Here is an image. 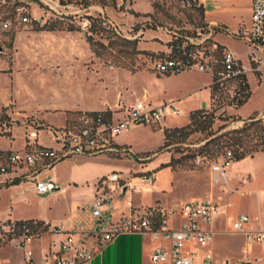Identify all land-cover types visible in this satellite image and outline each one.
Here are the masks:
<instances>
[{
    "label": "rangeland",
    "instance_id": "obj_1",
    "mask_svg": "<svg viewBox=\"0 0 264 264\" xmlns=\"http://www.w3.org/2000/svg\"><path fill=\"white\" fill-rule=\"evenodd\" d=\"M27 2L31 18L27 25L18 23L12 7L0 9V17L12 23L10 31L0 29V152H19L28 143L57 147L49 128H66L67 119L76 114L72 110L78 108L98 110L106 103L115 104L114 121L124 120L125 110L137 102L151 109L173 104L178 113L169 108L159 125L134 128L115 139L137 158L68 157L42 171L38 180L52 182L58 188L54 193L42 195L33 180L0 174V221H41L66 229L79 224L96 227L92 205L100 195L101 180L116 181L119 175L138 184L140 175L154 174V193H136L135 204L150 201L147 205L154 206L160 200L158 204L166 209H176L192 198L208 200L213 194L212 199L225 204L230 215L246 214L256 229H264V153L232 162L228 182L212 187L208 172L211 165L225 163L226 149L214 148L216 156L206 155L209 162L198 167L195 160L204 156L199 154L206 142L204 134L178 135L165 147L166 130L188 127L190 114L198 110L216 116L213 129L224 126L218 135L242 128L251 118L264 125V52L252 50L236 36L250 28L249 0H208L204 5L208 19L223 21L214 24L217 30L208 42L200 36L207 29L205 20L199 12L185 11L181 0ZM86 18L91 24V18H98L102 28L83 31L80 22ZM176 40L179 48L191 49L195 62L216 65L224 53L231 54L246 70L251 98L236 107L237 84L230 82L212 99L214 76L200 72L199 63L193 70L157 74L155 65L168 59ZM4 163L0 156V166ZM118 196L119 191L110 194V203ZM109 214L104 208L101 231L108 229L104 223ZM60 238L45 236L42 245L47 248ZM218 241V253L224 258L218 263L214 259V264H264L261 245L244 247L242 239L231 236ZM21 258L18 248L0 249L3 264H18Z\"/></svg>",
    "mask_w": 264,
    "mask_h": 264
},
{
    "label": "built area",
    "instance_id": "obj_2",
    "mask_svg": "<svg viewBox=\"0 0 264 264\" xmlns=\"http://www.w3.org/2000/svg\"><path fill=\"white\" fill-rule=\"evenodd\" d=\"M207 2L208 0H181V7L185 11L195 12L198 8H204ZM10 7L20 25L31 22L27 0H0V9ZM91 25L89 18L80 22V28L85 32L91 29ZM0 29L10 31L11 21L0 17ZM213 34V27L208 25L206 32L200 33V36L203 40H208ZM236 36L243 38L252 50L264 52V0H252L250 28L238 31ZM179 49L187 58L158 62L155 65L157 74L171 75L193 70L195 64L199 63L198 70L203 73L211 72L216 83L221 86L246 74L245 68L231 54H223L222 67L216 72L210 61L195 62L196 58H193L191 49ZM169 108L174 110V105L151 109L142 102H137L125 110V119L118 121L113 120L114 112L108 115L80 112L66 123V128H49L57 147L28 143L22 151L7 154L5 163L0 166V174L6 177L11 174L16 177L20 175L22 179L33 180L36 191L42 195L54 193L58 188L52 182L38 180L42 171L54 167L68 157L92 159L109 154L125 160L137 158L130 148L121 147L115 139L134 128L159 125ZM177 113L174 110V115ZM239 127L241 126L234 129ZM224 156L223 165H211L210 169L227 182L228 169L234 162V156L231 151H226ZM195 162L198 167H202L209 162V158L206 155L197 156ZM116 177V181L104 178L99 182L101 194L92 206V215L97 224L91 234H77L64 226L52 227L44 222L41 224L40 221H0V248L20 249L23 252L21 264H92L95 255L117 236L139 233L151 236L156 243L151 256L153 264H214L215 258L211 250L216 235L214 226L217 218L227 215V210L212 200L193 199L176 209L153 206L142 213L132 212L106 231H101L102 212L112 199L110 194L119 191L121 196L154 191V174L140 175L138 184H134L132 179L124 180L119 175ZM249 223L248 216H238L232 220L230 233L242 235L247 244L264 247V230H250ZM48 235L61 238L58 242H51L47 249L41 247L40 256L37 258L33 246L37 242L42 245L44 237ZM89 238L96 241L95 248L88 245ZM0 264L3 261L0 260Z\"/></svg>",
    "mask_w": 264,
    "mask_h": 264
},
{
    "label": "crops",
    "instance_id": "obj_3",
    "mask_svg": "<svg viewBox=\"0 0 264 264\" xmlns=\"http://www.w3.org/2000/svg\"><path fill=\"white\" fill-rule=\"evenodd\" d=\"M249 2H250L249 11H250V18H251L252 0H249ZM209 16H210V13L207 12V15L205 14V19H204L207 26L209 25L213 28H217L216 25L214 24H223V21L208 19ZM120 105H121V102L119 101V107ZM115 109H116L115 104L106 103L103 109L95 110V109L78 108L72 111H75L76 113L90 111V112L104 113L108 115L111 112H113ZM68 120L69 119H67V122ZM208 173H209V178H211L210 180H211L212 187H220L226 183L219 174L213 173L211 170H209ZM228 180H229V177L227 175V182ZM158 190L160 189L158 188ZM154 191H155V186H154ZM99 193L101 194L100 190H99ZM135 194L136 193L125 194L121 196L119 195L114 202L112 203L109 202L107 204L106 207L110 214H109L108 222L104 223V226H106V229L109 228L110 225L116 222H119L123 217L128 216L132 212L142 213L146 208L153 206V205H147V204H150V201L148 203H145L144 205L140 200H136L137 203L135 204L133 201ZM144 194L147 195L149 193H144ZM209 196L211 198L208 200H212L218 203L219 205H221L227 210V215L217 218L215 222V226H214L216 235H215L214 242L211 246V250L213 252L215 261L218 263L220 260H222V258H224L223 255H220L221 253L220 254L218 253L220 251L219 249L220 246H219V241H218L219 237L231 236L233 238H240L242 239V241H244V244H245L244 247L250 248L253 246H257L255 244H247V242L245 241V238L242 235L230 233L232 220H234L240 215H246V214H236L232 216L229 214L228 207L225 204H222L219 201L213 200L212 199V197H214L213 194H209ZM127 198L128 200H126ZM193 199H198V198H192L191 200ZM158 202H160V200L157 201V204ZM159 206L164 207L162 205H159ZM249 219H250V223H249L250 230H253V231L264 230V229H256L252 224V219L250 217ZM68 230H71L72 232L77 233V234L88 235L94 232L95 227L92 225L89 226L87 224H79V226H77L76 228L74 226H71ZM87 243L92 248L96 247V241L93 238H89L87 240ZM155 246H156V243L154 242L151 236L142 235L139 233L121 234L117 236L111 243H109L101 252L95 255L92 261V264H153L151 260V256H152ZM41 247L47 249L46 247L41 245L39 242L35 243L33 246V249L35 250V254L37 258L40 256ZM0 249H4V248H0ZM247 253H249V249ZM22 262H23V252H22L21 262H19L18 264H21Z\"/></svg>",
    "mask_w": 264,
    "mask_h": 264
},
{
    "label": "trees",
    "instance_id": "obj_4",
    "mask_svg": "<svg viewBox=\"0 0 264 264\" xmlns=\"http://www.w3.org/2000/svg\"><path fill=\"white\" fill-rule=\"evenodd\" d=\"M195 12H199V16L202 18V20L205 19L204 8H198ZM91 20L93 22L91 27L93 31L97 27L102 28V22L98 18H91ZM213 30L215 34L217 28H213ZM88 40L92 44V36H90ZM210 40L211 39H208L207 42ZM178 45L179 43L177 42V40L176 42L171 43L170 46L172 48V53L168 56V59L187 58L183 55V51H180ZM215 45L218 48H222V46H219L217 44ZM221 61L218 64L214 65L216 72L222 67ZM233 82H236L238 90L237 96L234 98V101L236 102L234 104L236 105V107H241L251 98V87L246 74L238 77ZM225 86L226 85L221 86L220 84L216 83L214 79V85H212L211 87L212 99H215L217 94L223 93ZM231 105H233V103H231ZM250 120V123H246L242 128L233 129L224 134L218 135L221 130L224 129V126L219 128L217 131L213 129L216 121V116L204 109L194 111L190 114V123L188 127L174 129L173 131L166 130L165 147L169 146V139L172 137H176L178 135L181 136L183 134L188 136L193 133H201L205 135L206 142L199 154L215 157L216 151L214 148H216L217 151L226 149L227 151H231L233 153L234 162H240L247 158L254 157L255 154L264 153V125L262 124V121L260 119L256 120V118H251ZM225 153L226 151L223 152V154ZM7 154L9 153L0 152V156H2L4 161H6ZM19 181L20 180H16L14 183H18ZM154 206L159 207L158 204ZM149 208L152 209L153 206ZM40 223L42 224L43 222L40 221Z\"/></svg>",
    "mask_w": 264,
    "mask_h": 264
},
{
    "label": "water",
    "instance_id": "obj_5",
    "mask_svg": "<svg viewBox=\"0 0 264 264\" xmlns=\"http://www.w3.org/2000/svg\"><path fill=\"white\" fill-rule=\"evenodd\" d=\"M126 190H124V192H125Z\"/></svg>",
    "mask_w": 264,
    "mask_h": 264
}]
</instances>
